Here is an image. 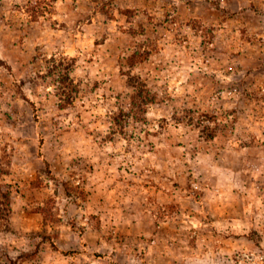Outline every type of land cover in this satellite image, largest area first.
Masks as SVG:
<instances>
[{"label":"rangeland","instance_id":"rangeland-1","mask_svg":"<svg viewBox=\"0 0 264 264\" xmlns=\"http://www.w3.org/2000/svg\"><path fill=\"white\" fill-rule=\"evenodd\" d=\"M0 264H264V0H0Z\"/></svg>","mask_w":264,"mask_h":264}]
</instances>
